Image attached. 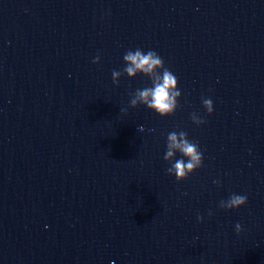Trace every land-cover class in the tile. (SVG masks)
<instances>
[{
  "label": "water",
  "instance_id": "1",
  "mask_svg": "<svg viewBox=\"0 0 264 264\" xmlns=\"http://www.w3.org/2000/svg\"><path fill=\"white\" fill-rule=\"evenodd\" d=\"M136 48L178 78L173 115L113 83ZM173 131L204 157L182 181ZM0 264H264V0H0Z\"/></svg>",
  "mask_w": 264,
  "mask_h": 264
},
{
  "label": "clouds",
  "instance_id": "2",
  "mask_svg": "<svg viewBox=\"0 0 264 264\" xmlns=\"http://www.w3.org/2000/svg\"><path fill=\"white\" fill-rule=\"evenodd\" d=\"M125 67L122 70H113L112 79L114 84H119L120 78L127 75L128 78H135L138 74L147 77L151 82V87L138 88L131 95L130 107L136 108L139 105L146 106L161 117L173 115L179 107L178 100L181 92L178 89V78L165 66L164 60L154 50L143 51L140 48L128 50L123 56ZM94 64L100 63V56L97 55ZM202 104L207 114L211 115L214 110L213 101L210 98L202 97ZM126 113L127 109H121ZM192 122L199 126L206 121L197 113L191 114ZM138 131H144L143 126L138 127ZM180 154V158L177 157ZM163 159L169 163L166 169L168 175H174L177 181L188 178L190 174L203 166V153L198 142L189 140L185 131H173L167 135L166 153ZM219 183V181H214ZM247 196L233 193L227 200H221L219 207L225 210L238 209L247 203ZM209 216L212 212L209 211ZM198 221L203 217L198 216ZM237 233L242 231L241 225H235Z\"/></svg>",
  "mask_w": 264,
  "mask_h": 264
}]
</instances>
